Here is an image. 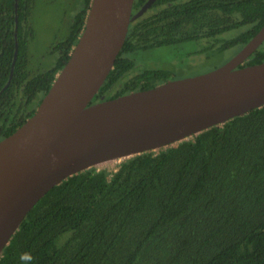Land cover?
<instances>
[{
    "label": "trees",
    "instance_id": "trees-1",
    "mask_svg": "<svg viewBox=\"0 0 264 264\" xmlns=\"http://www.w3.org/2000/svg\"><path fill=\"white\" fill-rule=\"evenodd\" d=\"M146 1L134 0L132 14ZM90 2L79 0L42 69L29 55L35 0H0V140L35 113ZM263 25L264 0H154L130 22L91 103L175 79L170 68L136 66L140 53L192 42L199 47L188 54L213 57L238 51ZM263 61L264 42L239 67ZM0 264H264V105L112 169L67 177L26 213Z\"/></svg>",
    "mask_w": 264,
    "mask_h": 264
},
{
    "label": "water",
    "instance_id": "water-1",
    "mask_svg": "<svg viewBox=\"0 0 264 264\" xmlns=\"http://www.w3.org/2000/svg\"><path fill=\"white\" fill-rule=\"evenodd\" d=\"M133 1L91 0L81 35L35 113L0 140V254L32 206L67 177L175 145L264 105V61L239 67L264 42V25L215 69L91 103L130 22L153 0L132 14ZM17 46L15 36L9 80Z\"/></svg>",
    "mask_w": 264,
    "mask_h": 264
},
{
    "label": "rangeland",
    "instance_id": "rangeland-1",
    "mask_svg": "<svg viewBox=\"0 0 264 264\" xmlns=\"http://www.w3.org/2000/svg\"><path fill=\"white\" fill-rule=\"evenodd\" d=\"M79 5V0H35L31 14L34 37L30 41L31 62L44 69L51 63L48 52L51 43L63 38L70 20ZM199 46L183 43L177 46L159 47L139 54L136 66L143 68L166 67L172 69L173 78H184L208 72L219 67L237 53V47L214 53L208 57L206 52L188 54ZM40 65V66H39ZM119 161H109L97 168L112 169Z\"/></svg>",
    "mask_w": 264,
    "mask_h": 264
},
{
    "label": "flooded vegetation",
    "instance_id": "flooded-vegetation-1",
    "mask_svg": "<svg viewBox=\"0 0 264 264\" xmlns=\"http://www.w3.org/2000/svg\"><path fill=\"white\" fill-rule=\"evenodd\" d=\"M147 1H148V0H147ZM147 1H146V2H147ZM153 1H154V0H153ZM153 1L151 2V4L153 3ZM146 2H145V3H146ZM145 3H144V4H145ZM144 4H143V5H144ZM151 4L149 5V7L151 6ZM143 5L139 8V10L143 7ZM149 7H148V8H149ZM148 8H146L145 11H146ZM139 10H137L136 12H138ZM145 11H143V12H145ZM136 12H135V13H136ZM141 14H142V13H141ZM139 16H140V15H139Z\"/></svg>",
    "mask_w": 264,
    "mask_h": 264
}]
</instances>
